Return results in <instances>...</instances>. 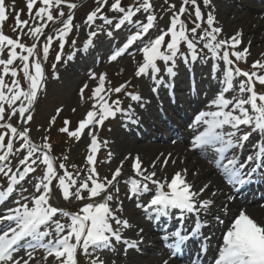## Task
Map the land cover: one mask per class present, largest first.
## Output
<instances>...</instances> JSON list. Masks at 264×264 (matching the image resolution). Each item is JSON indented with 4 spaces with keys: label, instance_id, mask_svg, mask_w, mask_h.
I'll list each match as a JSON object with an SVG mask.
<instances>
[{
    "label": "snow or ice",
    "instance_id": "obj_1",
    "mask_svg": "<svg viewBox=\"0 0 264 264\" xmlns=\"http://www.w3.org/2000/svg\"><path fill=\"white\" fill-rule=\"evenodd\" d=\"M202 2L207 7L212 0ZM37 3L40 6L33 13ZM95 4L96 7L87 14L85 20V24L90 28L95 26V30L88 33L83 50L87 51L92 47L94 39L101 32L106 31V35L112 38L114 31H119L126 25L131 26L124 43L109 55L108 61H116L134 44L140 42L139 50L142 52L143 62L137 68L135 76H149L154 84L153 92H157L161 85L172 87L163 77L158 79L161 71L158 61L164 63L165 73L170 79L177 74V59H182L185 65H188L190 62H196L204 50H207L213 61L223 62L222 72L218 63L213 64V71L220 72V75L215 77L219 87L214 93V98L207 104L210 110L200 111L194 118V126L206 125V129L194 137L192 148L195 150L211 146L217 154L215 167L224 181L236 191L257 178L264 181V142L258 140L243 161L239 152L234 151L242 149L254 133L264 134V92L258 93L256 90L257 83L264 86V60L254 61L251 71L242 70L238 66L237 62L246 63L250 55L248 47L237 50L242 43V32L238 31L230 37L220 39L223 30L215 26L214 10L209 11L205 18L197 0H181L178 10H175L174 4L169 5L172 15L168 28L159 30L155 37H149L145 41L144 37L157 24L152 0H133V3L127 6H122V0H112L111 3L109 0H95ZM62 6L67 7V15ZM189 6L194 10V19L193 12H189ZM26 7L31 25L29 19L20 18L21 12L17 11L14 5L11 9V12L15 13L13 31L19 30L16 37L12 38L2 30L4 23L9 19L10 10L5 0H0V177L7 179V187L0 186V203L8 200L19 188L18 199L14 201L16 206L0 214V264H30L35 259L34 252L39 249L44 252V264H47L49 258H52V264H78V252L90 258L88 264H107L99 255L94 254L111 250L115 244L120 243L126 246L125 251L137 248L142 241L123 238V231L131 228V224L119 215L123 212V201L118 199L120 188L117 185L121 182L118 178L122 176L124 160L128 159H132L134 176L124 179L123 183L127 186V198H136L137 208H141L149 218L168 217L174 211L179 212L178 218L181 222L188 214L197 217L191 231L178 228L169 234L174 240L170 245L172 254L182 251V247L186 246L190 239L200 240V253L206 254L207 241L211 237L204 236L202 229L210 225L207 220L199 217L201 213L210 215L214 205L211 198L201 199L208 189L207 184L198 191L194 190L193 185L186 180L187 169L175 172L170 180L166 176L159 178L156 171H149V168H156V161H153L149 168H145L139 156H125L112 173L111 179L101 178L97 171V153L101 142L96 135V129L102 127L108 119H115L118 113L130 120L134 115L131 105L125 110L122 101L119 98L113 100L112 95L124 92L131 101L143 106L139 93L127 91L129 83L120 84L115 88L106 87V83L110 84V81H107L106 74H101L97 86L92 90L91 109L78 122L77 128L70 131V121L65 119L63 127L59 129L61 133H66L69 138H75L77 141L86 129L89 130L87 170L83 179L80 170L70 172L65 163H60L57 168L55 158L51 155L52 145L48 136H45L44 142L39 145L31 140L30 129L25 125L32 121L31 111L37 102L38 94L44 89L46 77L43 63L48 60L54 39L59 41V51L52 68L55 69L56 64L61 62L67 43L66 37L75 27L74 10L78 5L71 0H26ZM106 7L109 12L118 15L110 18L104 12ZM140 13L146 15L137 18ZM186 13L187 21L182 19ZM97 20L102 21V24L96 25ZM189 22L193 27H188ZM50 23L56 33L55 37L50 34L45 36V29ZM104 25H108L113 31H107ZM23 36H28L33 43L29 46L21 42ZM42 36H45V39L42 42L41 55L38 45L41 44ZM166 37L169 38L167 41ZM72 43L75 45L76 41ZM182 44L187 49V55L181 51ZM5 55L7 58H4ZM74 55L75 53L70 54L67 59L72 60ZM207 58L205 55L204 59ZM21 72L26 87L22 86L18 79ZM7 77H11L10 82L6 80ZM240 77L245 79L238 80ZM90 78L96 80L97 76L93 73ZM87 87L85 84L80 90L82 101ZM229 93L232 95L229 96ZM60 111L57 109V115ZM13 117H18V126L10 122ZM55 120L56 117H53L50 124H54ZM132 122L137 123L138 120ZM242 128L247 130L242 131ZM103 143L106 145L108 142ZM20 153H24L22 158H19ZM111 156L112 153L109 152V160ZM12 157L18 158L15 167L12 166ZM63 159L68 160V156ZM169 159L170 155L162 161V168L168 165ZM71 167L77 168L76 165ZM38 169L42 170V175L32 176L31 180H28ZM25 182L34 190L28 196L23 194L28 191ZM57 188L64 201L74 198L76 201L87 199L90 202L80 207L77 212H70L52 203L56 198ZM149 192L153 193L152 196L146 204L142 203L140 198ZM211 195L215 196L216 193L212 192ZM228 199L235 198L229 196ZM218 211L227 214V204ZM65 219L67 223L63 222ZM212 219L219 225L225 224V220L218 214ZM164 239L167 240L168 236ZM20 250L25 252L27 258L16 255ZM37 264L41 262L37 261ZM163 264H168V261L165 260ZM192 264L202 262L196 259ZM214 264H264V225L256 222L244 210H239L230 218L228 226L224 229L222 244L217 248Z\"/></svg>",
    "mask_w": 264,
    "mask_h": 264
},
{
    "label": "bare ground",
    "instance_id": "obj_2",
    "mask_svg": "<svg viewBox=\"0 0 264 264\" xmlns=\"http://www.w3.org/2000/svg\"><path fill=\"white\" fill-rule=\"evenodd\" d=\"M257 3H262L264 6V0H212L211 4L206 7V12L214 10L213 14L219 24L227 23L230 27H235L234 33L226 37H230L238 31L242 32V43L239 45L241 49L248 47L250 54L252 53L251 57L264 60V55H262L264 54V8L258 9ZM105 42L106 40L102 38L94 40L93 46L87 51H84L83 44H80L74 52L72 60L67 59L59 63L61 74H66L67 77L73 79L79 76L82 65L85 66V70H89L86 60L95 52L98 53L96 58L98 61L94 62L93 69H101L104 63L103 59L110 48ZM255 44L259 45L258 48H255ZM135 49L130 48L129 52H135ZM213 64L204 58L194 63L190 62L188 65L180 61V67L176 71L175 77L170 79L166 74L162 76L165 82L170 83L172 87L161 85L157 92L152 91L154 84L147 76H142L139 79V86L133 93L140 94L143 106L131 101L128 97L125 98L124 95V109L128 110L131 105L134 115L130 120L120 114L111 127L112 132L109 139L110 143L114 145L113 166L107 172L110 177L115 171V167L119 165L116 162L124 160L125 156H139L145 168H149L152 162L156 161V168H149V171L158 172L168 167L170 170L166 171L163 177L166 176L169 180L175 172L187 169L186 180L193 185L194 190L198 191L207 184L208 189L201 199L211 198L214 200V205L210 215L201 213L199 217L202 220H207L210 225V227L202 229L204 236L211 237L207 241V253H200L201 241L198 239L187 241L186 246H183L182 251L178 254L173 255L170 250V245L174 243V240L169 234L178 228L191 231L197 219L195 215L188 214L183 222L178 218L180 215L178 211H174L168 217L153 216L149 218L141 208L136 207V198L129 200L120 191L118 199L123 201V212L119 215L121 219H127L131 224V228L125 229L122 236L125 239L142 242L135 249L125 251L126 246L120 243L115 244L111 250L94 254L99 255L109 264H113V261L114 264H163L165 260L168 261V264H189L191 258L194 257L199 259L202 264H211L212 260L217 257L218 246L222 244L224 229L228 226L230 218L235 216L239 210H244L252 219L264 225V181L257 178L254 182L239 187V191H236L229 184H224L223 177L214 165L217 154L211 146H203L195 150L191 147L194 137L206 129V125L194 126V118L200 111L210 110L207 108V104L214 98V91L216 92L219 87L215 77H218L220 72L213 71ZM219 68L222 72L223 68L220 64ZM93 72L94 70L89 71L90 74ZM231 95L232 93H229V96ZM133 120H138V122L133 123ZM181 130H188L187 138L184 140L180 139ZM245 130L247 129L242 128V131ZM189 140L190 144L187 145ZM258 140L264 142V134L254 133L242 149L234 151L239 152L240 159L243 161L253 150V145ZM82 141V145L86 144L89 141V136L85 135ZM171 141L176 142L172 144ZM169 155L168 165L162 168V161ZM124 163L121 169L122 176L118 178L120 183L134 174L131 168L132 159L124 160ZM257 177H259V173H257ZM120 183L117 185L118 187ZM212 192H215L216 195L212 196ZM152 194L149 192L142 196L141 202L146 204ZM229 196H239V198L238 200H229ZM224 204L228 206L227 214L218 211ZM217 214L225 220L224 225H219L212 219ZM165 236H168L167 240L164 239ZM158 240L159 245H167L166 248H163L165 250H159L156 243ZM35 252L39 253L35 257L34 264H37V261L44 264L43 250L39 249ZM16 255L26 257L23 250L17 252Z\"/></svg>",
    "mask_w": 264,
    "mask_h": 264
},
{
    "label": "rangeland",
    "instance_id": "obj_3",
    "mask_svg": "<svg viewBox=\"0 0 264 264\" xmlns=\"http://www.w3.org/2000/svg\"><path fill=\"white\" fill-rule=\"evenodd\" d=\"M12 1V0H11ZM84 1V3H82ZM14 2V1H13ZM71 2L77 3L78 7L77 9L74 10V25L75 27L73 28L72 32L69 34V39L76 41L74 47L70 48L69 50L64 49L63 50V56H62V60L61 62H64L67 60V57L70 54H73L76 51V47L78 45V43L80 41L83 42V44L85 43V41L88 38V33L92 30H95V26L93 27H89L87 24H85V20L87 17V14L94 10V8L96 7L95 4V0H71ZM112 0H109V3H111ZM125 2V0H122V4ZM197 2L200 4L201 6V10L202 12L205 14V18H206V14H207V10L206 7L203 5L202 0H197ZM6 6L8 7V9L10 10L8 15H15V13L11 12V9L13 7V5L15 6V9L17 11H20V0H17L15 3L10 2V0H5ZM80 3H82L80 5ZM155 3L154 6V13L157 16V24L156 27L152 30H150V32L148 33V35L146 37H144V40L147 41V39L149 37H155L157 32L161 29L166 30L170 24V17L172 15V12L169 10V8L164 7L161 3ZM175 5V10H178L179 7L181 6V0H175L174 2ZM40 5L39 3L36 4V6L33 9V13L35 12L36 8H38ZM258 7V9L260 8H264L262 3H257L256 5ZM63 7V11L65 12V14L68 13V9L66 6H62ZM108 10V8L106 7L104 9V11ZM194 13V12H193ZM23 14V10L21 11V16L20 18L23 20L24 16ZM55 10H54V15H55ZM146 14L140 13L138 14L137 18H143ZM110 17V15H108ZM112 18V17H110ZM182 18L185 19V16H183ZM11 19H13V17L11 16ZM29 23L30 25L32 24V21L29 19ZM51 24V23H50ZM102 24V21L97 20L96 21V25H100ZM204 27H206V25H203ZM216 27H220L222 28V33L220 35V39L226 38V36H228L231 33H234V28L235 27H230L229 24H219L218 19H216ZM104 28L107 31H113L112 28H110L108 25H104ZM47 29V28H46ZM46 29H45V34H46ZM4 34L10 36V37H14V33L15 32H11L13 29L11 28L10 30H8L6 28V22L3 25L2 28ZM27 30V29H25ZM131 30V26L126 25L124 28H122L119 31H114V35L112 38L108 37L106 35V31L105 32H101L94 40H99V39H105L106 43L111 46L109 48V53L106 55V57L103 59L105 62L103 63V66L101 69H91L94 70L93 73L96 74L97 79L93 80L90 78L91 74L89 73V71L85 70V67L82 65V67L80 68V73L79 76H76L75 78L71 79L70 77H67L66 74L62 75L61 74V67L59 66V63L56 64L55 69L52 70V72L48 75H46V79L44 81V89L39 93V96H41V98L39 99L40 103L38 106V111L35 113L34 108L32 109L31 113L33 116V119L31 121L32 126L28 127L30 129L29 135L31 140L35 143V144H42L43 138L45 136H48L49 138H51V143H52V147L55 153H53V157L55 158V163L57 161L56 156L60 157L63 159L64 156H68V160H64V163L66 164V166L71 167V165H76L77 168L76 170H80L81 171V179L84 178V172H86L87 170V165H86V156L88 155V151H87V146L90 143V136L88 135V129L85 130V132L83 133L81 139L79 141H74V143L69 139V137L67 136L66 133H61L59 131V129L61 127H63V121L65 119H67L68 121H70L69 124V130L71 131L72 129H76L78 126V122L80 120H82L85 116L88 110L91 109L92 103L93 101L90 99L91 95H92V90L95 86H97L98 84V78L101 74H106V78L107 81H110V84L106 83V87H112L115 88L117 86H119L120 84H124V83H129V87L127 89L128 92H133L132 90H134L137 86H139V78H137L135 76V72L137 70V68L139 67V65L143 62V55L142 52L139 50L141 47V43L137 42L136 44H134L131 48H136L135 52L131 53L129 52V54L127 56H121L120 58H118L116 61L113 62H109L108 61V57L109 55L120 45H122L124 43V38L128 35L129 31ZM17 33L16 35L18 34ZM11 32V34H10ZM13 34V36H12ZM48 35V34H47ZM45 35V36H47ZM45 36L41 37V44L38 45V52L41 53L42 55V42L45 39ZM54 37V35H53ZM101 37V38H100ZM23 43H26L27 45H31L33 43V40H31L28 36H23L22 37V41ZM57 45H53L51 46L50 49V54L48 57V60L44 63H55V56L57 54V52L59 51V44L58 47H56ZM65 46H67V43L65 44ZM255 48H258L259 45L255 44L254 45ZM185 47V46H184ZM237 50H242L240 46H238ZM19 51V49L17 50ZM207 54V50H204V52H202L200 54V58H198L197 60H201L204 58V55ZM252 54V53H251ZM251 54L247 57V62H243L240 61V63L244 66V67H248L251 69V64L256 61L257 59L251 57ZM257 54V52H256ZM187 55V53L185 54ZM208 58L207 60L211 61L212 59L210 58V54H207ZM98 57V53L95 54L91 59H93L94 61H97L98 59H96ZM4 58H7L6 55ZM190 59V57H189ZM92 61V62H94ZM179 61H183L182 59H177L176 61V65L177 67L175 68V71L178 70V68L180 67L179 65ZM91 62V63H92ZM213 63H217L215 61H211ZM221 62L223 69H224V64L222 61ZM17 63H19V61H17ZM43 63V65H44ZM160 73L159 76L162 77L165 73V65L163 62H160ZM90 70V71H91ZM252 70V69H251ZM92 73V74H93ZM164 73V74H162ZM147 78L149 80L150 77L147 76ZM82 79H84L82 81ZM245 78L240 77L238 78V80H243ZM6 80H8L10 82L11 77H7ZM87 84L88 87L87 89L84 90V100H81V96H80V90L81 88ZM264 92V86H260V93ZM124 92H121L120 94H113L112 95V99L114 98L117 99L119 98L122 101V105L124 104ZM215 93V91H214ZM126 98V96H125ZM19 103V102H18ZM57 109H60V113L59 115H57ZM73 109H75V111H73ZM120 113L117 114L116 117L119 116ZM53 117H56L55 123L54 124H50V121L52 120ZM17 119L18 117H13L12 120L10 121L14 126L17 125ZM116 119V118H115ZM115 119H108L104 125L102 127H99L96 129V135L99 139V141L101 142V147L99 152L97 153V164H96V168L97 171L99 172V175L101 178L103 177H108L109 179H111V176L109 177L107 175V172L110 171L112 169L113 166V162H112V156L109 160L108 157V153L111 152L113 153L114 150V145L112 143H110V139L109 136L111 135V127L113 126V122ZM27 127V125H25ZM187 131V130H185ZM185 131L183 130L182 133H185ZM87 135L89 136V141L82 145V139L83 137ZM58 139H55L57 138ZM184 138V137H183ZM7 139V138H6ZM107 141L108 143L105 145L103 142ZM190 141V140H189ZM174 143V142H172ZM190 144V142L188 143ZM187 144V145H188ZM59 145V146H58ZM17 147L19 146V144L16 145ZM62 146V147H61ZM192 146V144H191ZM61 150V152L59 153L57 150ZM24 155V153H20L19 154V158H22V156ZM17 157H12V166L15 167L17 164ZM123 160V159H122ZM121 161V160H120ZM120 161L116 162V164H120ZM115 164V163H114ZM125 164V163H124ZM119 166V165H118ZM116 166V167H118ZM124 166V165H123ZM115 167V169H116ZM43 168V166H41V169ZM38 169L36 173H33L29 176L28 180H31L32 176H40L42 175V170ZM114 170V169H113ZM170 169L164 168L161 169L157 172V177L162 178L165 174L166 171H169ZM132 176H134V174H132ZM131 177V176H130ZM138 179V177H137ZM7 187V186H6ZM5 186L3 188H6ZM25 187L28 188V191L24 192V196L26 194V196L30 195V193L32 191H34L31 188V185L29 183L25 182ZM120 191L126 195L127 192V186L122 182L119 185ZM58 189V188H57ZM19 190V188H18ZM167 190V189H165ZM57 192H59V189L57 190ZM57 194V193H55ZM84 195L86 196L87 193L85 192ZM142 198V197H141ZM18 199V198H14L12 200V203L9 204L4 210L5 212L1 213L4 214L8 211V209L13 208L16 206V204L14 203V201ZM74 198L71 199L70 201H64L62 197H60L59 199H54L52 201L53 204L61 206L63 208H65L68 211H71V205L74 202ZM63 222L67 223L68 221L65 219ZM160 247L163 248V246L161 245ZM39 252H34V257H36L38 255ZM27 258V257H25ZM85 258V255L80 254L78 252V264L80 263V260ZM89 257L87 256L86 260L89 261ZM36 258L34 260H32L30 262V264H34ZM84 260V259H83ZM47 264H52V258H50L47 262ZM107 264H109L107 262Z\"/></svg>",
    "mask_w": 264,
    "mask_h": 264
},
{
    "label": "trees",
    "instance_id": "obj_4",
    "mask_svg": "<svg viewBox=\"0 0 264 264\" xmlns=\"http://www.w3.org/2000/svg\"><path fill=\"white\" fill-rule=\"evenodd\" d=\"M126 2V4H131V2H132V0H125Z\"/></svg>",
    "mask_w": 264,
    "mask_h": 264
}]
</instances>
